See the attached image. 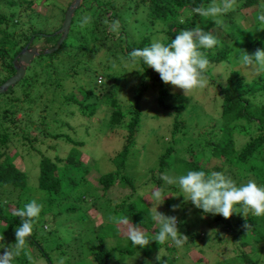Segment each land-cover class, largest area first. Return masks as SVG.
Returning <instances> with one entry per match:
<instances>
[{
  "label": "trees",
  "instance_id": "obj_1",
  "mask_svg": "<svg viewBox=\"0 0 264 264\" xmlns=\"http://www.w3.org/2000/svg\"><path fill=\"white\" fill-rule=\"evenodd\" d=\"M72 2L63 8L58 25L50 31L53 34H39L30 32L24 16L18 21L20 13H7L21 4L20 0H0V86L15 75L13 61L32 39L61 38L54 33L61 29ZM211 3L212 0H84L73 17L67 39L52 55L60 65L65 63L69 68L67 78L74 82L77 92L71 88L63 91L61 81L65 82L67 78L63 79L65 75L60 76L55 70L58 78L53 83V95L62 104L59 111L49 109L52 105L46 102L48 98L44 99L45 96H33L35 91L26 84L27 73L15 88L0 96L2 100L9 95L13 97L15 89L23 87L25 90L22 98L15 96L0 106V242L8 248L16 243V227L20 224V218L14 214L17 209L31 200L43 205L32 235L26 239L12 264H29L24 257L31 252L32 258L36 254L38 260L45 259L47 264H52L48 253L49 247L54 246L55 250L58 246L64 255L62 243L44 242L42 237L38 238L41 229L44 231L49 225L53 207L57 208L53 217L67 218L78 213L76 207L68 206L75 197L81 196H86L85 201L92 200L89 211H96L101 216V209H104L107 219V223L100 226L101 238L97 236L99 230L90 226V231L96 233L97 238L89 237L84 245L93 253V264H111L114 260L125 264L129 259L136 264H186L184 255H178L174 244L159 245L153 241L147 248H136L127 243L121 249H107L104 234L117 230L113 217L127 215L151 238L159 230V225L152 219V204L147 200L155 190L163 189L164 195L176 192L183 202H175V205H188L183 193L178 187L168 185L165 177L179 176L188 170H204L223 172L238 184L248 180L264 184V74L256 75L245 66L231 69L224 78L226 81L219 79V82H213L212 74L217 65L237 66L241 51L251 54L264 49V24L250 21L255 20L257 13L264 12V5L260 0H235L233 9L216 18H204L193 11L197 7L206 8ZM5 5L9 9L3 11L2 6ZM78 12L79 20L82 19L79 23L83 25L75 33L74 28L79 25L75 21ZM242 15L244 19H241ZM113 22H118L115 30ZM197 25L217 38V45L207 50L210 83L206 90L212 87L220 98L216 101L217 107L211 111L203 103L194 104L189 95L185 96L174 86L163 83L153 69L139 64L125 67L122 63L133 49L149 46L160 33V38L167 43L181 30L194 29ZM253 29L263 32V37L256 38ZM42 44L37 46L42 52L38 59L45 58L43 52L47 48L56 46H49L46 42ZM100 55L101 61H98ZM50 99L54 97L51 95ZM147 112L154 113L156 119L173 117V121L166 131L153 132L161 146L157 166L150 168V174L138 184L134 170L145 166L139 165L137 158L141 160L143 154L140 148L145 142L143 122H146ZM98 113L106 115L104 136L109 140L118 139L121 146L118 155L110 159L115 169L102 173L99 161L88 156L92 161L87 157L85 162V152L76 147L66 158L56 156L52 160L35 146L47 139L64 140L75 146L86 145L84 139L77 141L61 133L62 128H71L66 121L76 114L92 118ZM239 137L247 141L237 149ZM22 147H26V152L39 154L38 177L21 170L14 163L18 155L22 158L19 152ZM212 161L214 164L211 166ZM147 168L146 165L144 172ZM95 171L101 173L98 180L90 177ZM117 184L131 189V193L118 203L106 200L108 191ZM102 190L105 192L103 195ZM94 195H101V202L94 199ZM172 203V200L171 203L166 201V206L171 208ZM239 216L233 214L226 219L216 215L217 221L224 226L225 234L239 244L238 250L249 247L251 253L242 251L233 259L216 264H264V217H255L251 213L244 219ZM245 225H249L248 229ZM184 236L187 238L186 246L200 239L197 228L185 229ZM216 238L223 243L225 237L217 232ZM205 239L209 240V237ZM163 249L166 251L158 256ZM194 253L203 254L204 251ZM81 256L79 247L76 257ZM204 262L199 257L193 264Z\"/></svg>",
  "mask_w": 264,
  "mask_h": 264
},
{
  "label": "rangeland",
  "instance_id": "obj_2",
  "mask_svg": "<svg viewBox=\"0 0 264 264\" xmlns=\"http://www.w3.org/2000/svg\"><path fill=\"white\" fill-rule=\"evenodd\" d=\"M21 4L16 5L18 7H14L12 10L7 11V13H14L19 14V20L21 21L22 16H24L23 20L26 18V22L28 20V26L31 29V33L37 32L41 34H53L50 31L53 29V26H57L59 20L61 19L60 14L67 5H69L72 0H20ZM260 2H263L264 0H260ZM3 11L8 10V5L2 6ZM12 13V14H13ZM79 14L78 12L75 16V21L78 22V26L74 28V32H78L79 26H82L79 22L82 20H79ZM241 19H244V16L242 15ZM79 20V21H78ZM241 21V20H240ZM239 21V22H240ZM255 22L256 20H250ZM55 24V25H54ZM245 26V24H243ZM255 24H253L254 26ZM85 26V25H84ZM83 26V27H84ZM83 27L81 29H83ZM87 27V25L85 26ZM160 29V28H159ZM58 33V32H57ZM57 33H54V36H56ZM254 36L256 38H262L263 32L258 31L256 32L255 29H253ZM160 36L161 33H160ZM160 36H156L155 38H160ZM35 38V37H34ZM154 38V39H155ZM61 38L56 39H36L33 41V39L29 42V44H33L35 46L33 47H39L43 46L44 42L48 43L49 46L57 45ZM57 41V42H56ZM71 41H68V43ZM74 42V41H73ZM67 43V44H68ZM28 44V45H29ZM51 44V45H50ZM48 46V45H47ZM48 50H51L53 48H47ZM47 50V51H48ZM54 54V53H53ZM53 54H47L45 55V58L42 59H36L31 67L28 68L27 71V79L28 82H26L27 85H29L30 88H32L35 93H33V96L36 98H40L42 96H45L44 99H47L46 102H49L50 105H52L49 109L51 111H59L62 109V104L60 101H58L57 97H55L53 94L55 93V90L53 88V83L57 81L58 76L54 74L55 70H57L58 74L65 75L63 79L67 78V74L69 72V68H67L64 64L61 63L60 65L57 60L52 57ZM98 61H101V55L99 58H97ZM244 68L242 64L238 61V65L235 67L229 66L227 64L217 65L214 67L212 74H213V82H216V80L219 82V79L226 78L231 69H241ZM249 70V69H248ZM252 72L251 70H249ZM62 79V78H61ZM92 79L90 80V82ZM210 83V80H208ZM71 79L62 82V85L64 87L63 91H67L68 88H71L75 90L76 86L73 87L75 84ZM72 84V85H71ZM208 85L206 86V88ZM203 89L199 91H194L189 93V97L194 100V104H204L206 108L211 111V109H215L217 107L216 101H219V97L216 95V92L211 87L208 90ZM178 90L180 93H184L182 89H175ZM75 92H77L75 90ZM14 96L13 97H19L22 98L25 94V90H23V87H20L18 89H15L13 91ZM4 95V94H3ZM51 95L54 97V99H50ZM185 95V94H184ZM2 96V95H1ZM60 96L62 97V93H60ZM186 96V95H185ZM11 95L2 98L0 100V106L9 103L10 100L13 98ZM148 117L146 118V122L143 128V140L145 141L144 144L141 146V151L143 154H141V160L137 158V161L140 162L139 165H145L141 167L140 169L137 168L135 171L136 177L139 179V183L141 184L144 179L150 174L149 169L154 168L157 166V157L159 153L161 152V146L159 145V140L157 139V136L153 135L154 131L162 130L163 132L166 131V129H169V127L172 124L173 117L169 116H163L158 119H156L157 116H155L154 113L147 112ZM105 117L106 115L104 113H98L92 118L84 117L81 114H76L71 119H67V123L69 124V127L62 128L63 134L70 135L74 140L81 141L84 139L86 141V145L84 146H75L70 142H66L64 140H54V139H47L44 143H41L39 141L37 145V149H40L41 153L52 160H55L56 156H59L60 158H66L72 148H77L83 152H85L84 160L85 162L88 161V156L94 157L97 161H99V169L102 173L106 171H111L112 169H115V165L110 160L111 157H115L118 155V153L121 151V146L119 144L118 139L115 140H109L104 136V133L106 131L105 127ZM20 118V117H19ZM97 129H101L100 131H97ZM164 135V133H163ZM161 140V139H160ZM241 141V142H240ZM247 139H244L242 137L238 138V145L237 149L241 148L242 144H245ZM145 146V147H144ZM55 147V149L53 148ZM26 147H22L19 152L21 153L22 158L18 155V158L15 157L14 163L23 171L27 170L34 176H37L38 174V163L40 161V156L35 151H25ZM31 152V153H30ZM30 153V154H29ZM11 154L14 156V154L11 152ZM88 157V158H87ZM91 161L92 159L89 158ZM214 164V162H211V166ZM148 166L147 170L144 172V167ZM133 169V166H131ZM99 172H93L91 174V179L98 180L100 178ZM38 177V176H37ZM88 179V177H87ZM37 180V179H36ZM35 180V182H36ZM34 182V183H35ZM244 183V182H242ZM259 184V183H258ZM97 185H99L97 181ZM100 186V185H99ZM101 188V186H100ZM109 193L105 196L106 200H113L114 203H118V201L121 200V198L124 196H127L131 193V189L123 188L121 185L117 184L115 185L111 190L108 191ZM141 192V191H140ZM105 192L102 190L101 195H103ZM101 195H94V199H97L101 202ZM166 198L164 200V203L160 206L159 211L166 216H175L177 217L178 223L177 227L179 232L184 235L185 229L192 230L197 228L198 233H200V239L196 240L195 244H190L186 246L187 238L186 236L183 237V244L179 247L176 246V249L178 251L179 256L184 255L183 262L186 264H193L197 262L198 258L201 257L202 261H205L203 264H216L218 261H224L227 259H233L235 256L238 255V253H241L242 251L245 253H251V249L249 247H246L245 249H239L238 245L235 243V240L225 234L224 226L221 225L220 222L217 221L216 215L211 214H203L202 210H199L195 208L194 205L190 201H188V205H178L176 210H173V205H175V202L182 203L181 197L176 192H170L166 194ZM148 198V197H147ZM86 199V196L75 197L70 205L68 207L73 208L76 207L78 209V213L70 214L69 216L63 217H53V215L56 213L57 208L53 207L51 219L49 221V225L45 227V230L43 231L41 229V233L39 236V240L42 237V240L44 242H54L56 243H62L64 250V255H62L61 250L58 249V246L55 250L54 247H49V256L52 259V264H93V253L89 250L88 247L84 246L85 243L90 238H97L96 233H92L90 231V226H94L97 228V236L101 238V235L103 234L101 232L100 226L107 223V219L104 216V209H101V216L97 214L95 211H89L90 206L89 203L92 201L91 199ZM149 199V198H148ZM171 200L173 201L171 208L166 206V201L171 203ZM105 201V200H102ZM86 202H88V205L86 207ZM151 202V201H150ZM114 205V204H112ZM173 211L175 214H173ZM108 213L107 211H105ZM250 215V213H249ZM101 217V218H100ZM239 218L244 219L245 217L243 215H240ZM115 228V227H112ZM58 229V232H57ZM117 232V235L114 233ZM220 232L224 235V242H219V240L216 238V233ZM49 233H52L51 236H45ZM209 237V240H206L205 238ZM106 239V245L107 249H121L126 247L125 244L129 243L130 241L126 238V235L124 234V230L122 228H117L116 231H110L106 232L104 234V240ZM165 243H168L169 246L173 243L170 241H167ZM53 246V245H52ZM81 248V254L82 256L77 258V252L78 248ZM85 247V248H84ZM264 247V246H263ZM235 249L237 252H235ZM202 250L204 251L203 254L194 253L195 251ZM166 250L163 249L159 254L161 255ZM194 251V252H193ZM36 255V254H35ZM34 255V258H32V252L24 257V260L27 261L29 264H47V261L45 259L38 260ZM37 256V255H36ZM119 258V257H118ZM121 259V257L119 258ZM118 259V260H119ZM38 260V261H37ZM37 261V262H36ZM229 261V260H227ZM139 261H137L138 263ZM111 264H121L117 260H114ZM125 264H136L133 263L131 259H129Z\"/></svg>",
  "mask_w": 264,
  "mask_h": 264
},
{
  "label": "clouds",
  "instance_id": "obj_3",
  "mask_svg": "<svg viewBox=\"0 0 264 264\" xmlns=\"http://www.w3.org/2000/svg\"><path fill=\"white\" fill-rule=\"evenodd\" d=\"M234 4L235 0H212L208 7H197L193 11L204 18H216L233 9ZM255 20L258 24H264V12L257 13ZM117 24L113 22V30ZM216 45L217 38L213 33L197 25L194 29L181 30L167 43L158 37L149 46L133 49L122 63L125 67L139 64L153 69L163 83L182 89L187 96L208 85L210 61L207 50ZM238 60L254 74H264V49H257L251 54L241 51ZM222 80L226 81L224 78ZM164 179L168 185L178 187L185 201H190L203 214L220 215L226 219L233 214L246 218L249 213L255 217H264V184L254 180L238 184L223 172L204 170H188L182 175ZM166 197L164 190L160 189L151 192L150 199H147L152 204V219L159 225V230L151 238L127 215L112 218L117 227L124 230L133 247L147 248L153 241L159 245L170 241L177 247L183 244L185 236L178 230L177 217L166 216L159 211ZM42 207L36 200H31L15 211L14 214L20 218L15 232L16 243L8 248L0 242V250H4L0 253V264H12L14 257L19 255L20 248L33 233ZM177 207L173 205V210ZM245 227L248 229L249 225Z\"/></svg>",
  "mask_w": 264,
  "mask_h": 264
},
{
  "label": "water",
  "instance_id": "obj_4",
  "mask_svg": "<svg viewBox=\"0 0 264 264\" xmlns=\"http://www.w3.org/2000/svg\"><path fill=\"white\" fill-rule=\"evenodd\" d=\"M83 1L84 0H73L72 4L66 12L64 23L61 29L56 34L61 35L60 41L53 49L44 51L43 53L45 55L55 53L67 39L72 25L73 17L76 11L81 7ZM41 53L42 52L38 47H31V44L27 45L20 51V53L15 57L13 61L16 73L0 86V96L6 94L9 89L15 88L16 85L24 79L28 67L33 64L34 60L39 57Z\"/></svg>",
  "mask_w": 264,
  "mask_h": 264
}]
</instances>
